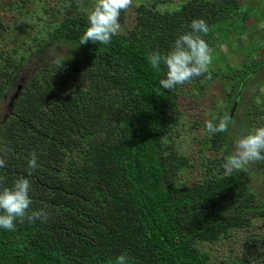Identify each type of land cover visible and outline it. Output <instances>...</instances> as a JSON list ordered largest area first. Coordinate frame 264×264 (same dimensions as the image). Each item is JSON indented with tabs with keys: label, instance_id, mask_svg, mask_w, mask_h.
Returning a JSON list of instances; mask_svg holds the SVG:
<instances>
[{
	"label": "trees",
	"instance_id": "16d2710c",
	"mask_svg": "<svg viewBox=\"0 0 264 264\" xmlns=\"http://www.w3.org/2000/svg\"><path fill=\"white\" fill-rule=\"evenodd\" d=\"M84 1L74 0L47 39L74 43L79 53L32 66L30 55L22 57L0 85V98L10 90L0 116V157L7 160L0 177L6 186L29 179L32 207L48 213L46 222L0 229V264H114L120 254L128 264H208L195 243L247 224L226 211L243 179L220 164L187 187L170 184L183 160L164 155L160 131L175 121L177 87L156 92L164 68L152 69L148 57L166 54L194 18L208 24L210 45L213 26L233 16L244 21L247 9L236 0H184L170 11L139 3L133 25L108 46L79 45L87 20L77 6L87 7ZM262 70L264 57L238 80L231 100L247 127L264 123L248 108ZM229 134L239 136L228 130L222 141ZM32 152L39 167L29 176ZM251 165L264 176V162Z\"/></svg>",
	"mask_w": 264,
	"mask_h": 264
},
{
	"label": "rangeland",
	"instance_id": "374dc122",
	"mask_svg": "<svg viewBox=\"0 0 264 264\" xmlns=\"http://www.w3.org/2000/svg\"><path fill=\"white\" fill-rule=\"evenodd\" d=\"M183 1L133 0V6L120 18V32L133 25L135 7L139 3L154 4L158 9L170 11ZM84 2L90 7L92 0ZM236 4L247 9V18L242 21L233 16L213 26L209 45L213 56L210 76L205 74L197 82L177 86V99L173 101L172 109L177 110L175 121L160 131L161 141L168 147L163 151L164 155L171 151L173 154L166 156H179L183 160L171 176L170 184L174 187H187L215 172L232 154L236 137L229 134L226 142L222 141V133H208L205 123L209 120L216 123L227 117L238 80L254 62L264 57V0H236ZM75 5L74 0H0V85L7 83L12 66L22 57L30 55L32 66L79 53V47L74 43H49L47 40L54 25L71 14ZM81 6L78 2L77 8ZM17 78L24 80V73ZM9 93L10 90L5 98H0V116L5 113ZM263 98L264 78L255 85L248 104L255 119L264 115ZM241 112V107L236 112L234 107L233 122L228 128L237 131L239 136L258 125L254 120L250 121L254 126L248 124L247 127L246 120L243 124ZM255 168L250 165L246 172H239L243 179L240 191L235 202L226 209L227 213L238 215L247 224L228 228L215 241L195 243L207 256L208 264H264V244L260 241L264 237V176Z\"/></svg>",
	"mask_w": 264,
	"mask_h": 264
},
{
	"label": "clouds",
	"instance_id": "9594fccd",
	"mask_svg": "<svg viewBox=\"0 0 264 264\" xmlns=\"http://www.w3.org/2000/svg\"><path fill=\"white\" fill-rule=\"evenodd\" d=\"M133 6V0H92L90 7L81 6L86 17L87 26L79 38V45L88 42L108 46L112 38L121 31L120 16ZM190 31L180 34L166 54L154 51L148 57L152 69L159 72L164 68V78L158 82L160 89L173 90L197 77L209 73L213 62L211 48L203 36H207L209 26L202 18H194L189 24ZM229 119H219L214 123L206 121L208 133H224L228 131ZM264 162V123L250 129L246 134L233 141V151L222 167L225 171L246 172L251 164ZM27 173L31 176L39 167L35 152L26 158ZM7 167V160L0 157V169ZM32 183L25 177L15 179L11 186H6L0 177V229L14 231L16 222H46L47 210L34 209L30 196ZM114 264H128V256H116Z\"/></svg>",
	"mask_w": 264,
	"mask_h": 264
},
{
	"label": "water",
	"instance_id": "95a60500",
	"mask_svg": "<svg viewBox=\"0 0 264 264\" xmlns=\"http://www.w3.org/2000/svg\"><path fill=\"white\" fill-rule=\"evenodd\" d=\"M234 105H235V103H233V105H232V107H231V109H230L228 119L231 117V114H232L233 109H234Z\"/></svg>",
	"mask_w": 264,
	"mask_h": 264
}]
</instances>
